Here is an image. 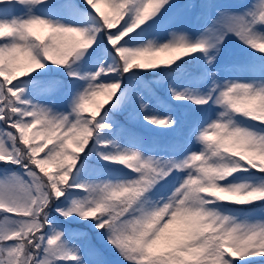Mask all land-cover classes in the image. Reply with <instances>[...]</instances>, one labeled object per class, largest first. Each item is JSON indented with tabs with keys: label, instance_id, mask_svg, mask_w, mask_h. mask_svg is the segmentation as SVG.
Returning <instances> with one entry per match:
<instances>
[{
	"label": "snow or ice",
	"instance_id": "6c2138e0",
	"mask_svg": "<svg viewBox=\"0 0 264 264\" xmlns=\"http://www.w3.org/2000/svg\"><path fill=\"white\" fill-rule=\"evenodd\" d=\"M0 264H264V0H0Z\"/></svg>",
	"mask_w": 264,
	"mask_h": 264
},
{
	"label": "rangeland",
	"instance_id": "374dc122",
	"mask_svg": "<svg viewBox=\"0 0 264 264\" xmlns=\"http://www.w3.org/2000/svg\"><path fill=\"white\" fill-rule=\"evenodd\" d=\"M224 2H228V3H246V2H248V0H224ZM230 45H232L231 48L236 53L235 58L236 59H242L243 55L239 56L241 54V52H240V46L238 45V42H234V41L230 42ZM160 113H161V115L165 114L162 109L160 110ZM93 242H94V239H93Z\"/></svg>",
	"mask_w": 264,
	"mask_h": 264
},
{
	"label": "trees",
	"instance_id": "16d2710c",
	"mask_svg": "<svg viewBox=\"0 0 264 264\" xmlns=\"http://www.w3.org/2000/svg\"><path fill=\"white\" fill-rule=\"evenodd\" d=\"M94 242L96 243V241H95V239H94ZM108 258L109 259H118L117 257H115V255L114 254H108Z\"/></svg>",
	"mask_w": 264,
	"mask_h": 264
}]
</instances>
